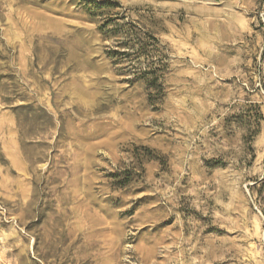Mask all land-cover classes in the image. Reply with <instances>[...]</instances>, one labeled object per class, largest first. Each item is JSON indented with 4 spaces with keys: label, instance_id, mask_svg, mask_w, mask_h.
<instances>
[{
    "label": "rangeland",
    "instance_id": "rangeland-1",
    "mask_svg": "<svg viewBox=\"0 0 264 264\" xmlns=\"http://www.w3.org/2000/svg\"><path fill=\"white\" fill-rule=\"evenodd\" d=\"M262 179L264 0H0V264H264Z\"/></svg>",
    "mask_w": 264,
    "mask_h": 264
},
{
    "label": "trees",
    "instance_id": "trees-1",
    "mask_svg": "<svg viewBox=\"0 0 264 264\" xmlns=\"http://www.w3.org/2000/svg\"><path fill=\"white\" fill-rule=\"evenodd\" d=\"M106 4H109V3H104V4H103V7H104ZM261 182H262V186H264V183H263V182H264V179H262Z\"/></svg>",
    "mask_w": 264,
    "mask_h": 264
}]
</instances>
